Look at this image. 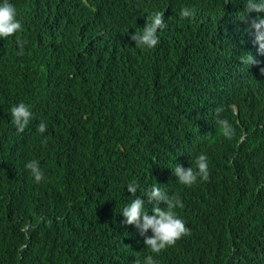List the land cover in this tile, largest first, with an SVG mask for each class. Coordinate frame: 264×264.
<instances>
[{"label": "trees", "instance_id": "16d2710c", "mask_svg": "<svg viewBox=\"0 0 264 264\" xmlns=\"http://www.w3.org/2000/svg\"><path fill=\"white\" fill-rule=\"evenodd\" d=\"M24 2L28 11L14 5L27 24L0 39L6 110L23 102L33 113L23 133L0 113V264H143L148 255L156 264H264V77L247 66L263 94L238 114L222 80L226 61L254 50L244 0ZM157 11L166 23L159 43L135 47L131 35ZM256 15L264 18H248ZM78 70L88 83H73ZM201 153L208 179L179 184L175 165L187 169ZM133 182L149 215L153 185L179 197L190 234L151 253L121 215Z\"/></svg>", "mask_w": 264, "mask_h": 264}, {"label": "clouds", "instance_id": "9594fccd", "mask_svg": "<svg viewBox=\"0 0 264 264\" xmlns=\"http://www.w3.org/2000/svg\"><path fill=\"white\" fill-rule=\"evenodd\" d=\"M19 4L25 10L24 0H0V39L6 40L20 32L27 24L28 18L24 16L18 18L15 5ZM245 7H242L244 14V22L248 25V32L253 35L252 46L254 50H243L238 55L223 65L222 80L226 90V96L230 105L233 107L236 114L239 113V108L252 102L257 96L263 94L258 90L252 89L248 77L247 66L259 67L260 75L264 77V18L256 15L254 18L248 17L252 13H264V0H244ZM193 13L189 9L181 10V17L188 18ZM166 27L164 20V12H153L146 20L145 27L131 35L130 39L135 42V47L152 49L159 43L157 36L158 30ZM17 43L23 47L22 42L17 40ZM22 54V51L21 53ZM262 57L263 60L258 61L255 58ZM73 83H88L83 70H78L72 76ZM36 86V85H34ZM222 108L215 109L217 119L215 121L220 133L228 139L234 135V129L227 119H222L220 113ZM0 113H11V122L18 133H23L33 118V113L30 106L23 102L6 110L4 100L0 94ZM254 116H249L244 121L245 127H248V122ZM47 129L45 122H40L37 125V131L43 134ZM210 136V135H209ZM207 136V137H209ZM206 137V138H207ZM30 171L35 182L39 183L44 179V174L40 168L39 162L31 160L25 165ZM173 175L177 178V182L186 187L194 185L198 179L207 180L210 176L208 169V158L205 154H199L187 169L179 164L175 165ZM127 191L131 193L133 199L123 208L122 216L125 225H135L139 229V234L144 237V245L153 254H159L169 247L175 246L176 242L184 236L190 234V230L186 227L184 221L179 218L176 213L177 208H182L183 203L179 197H170L162 189L153 185L147 193V201L152 204V214L149 215L145 210V201L141 196H137L138 185L133 182L127 185ZM164 207L161 208L160 205ZM151 231V236L147 233ZM134 264H142L141 260L137 259ZM143 264H156L152 255L144 258Z\"/></svg>", "mask_w": 264, "mask_h": 264}]
</instances>
